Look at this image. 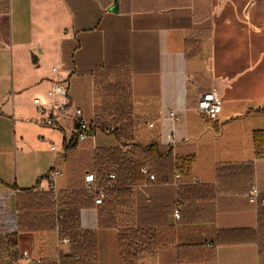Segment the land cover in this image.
I'll return each instance as SVG.
<instances>
[{
    "label": "crops",
    "instance_id": "0c3cea01",
    "mask_svg": "<svg viewBox=\"0 0 264 264\" xmlns=\"http://www.w3.org/2000/svg\"><path fill=\"white\" fill-rule=\"evenodd\" d=\"M63 81L71 109L51 128L34 101L49 104ZM212 92L224 102L216 121L198 110ZM77 108L96 124L95 142L67 150ZM117 118L121 131L110 134ZM128 144L172 149L178 169L134 187L113 227L97 206L80 211L97 264H126L122 239L139 227L156 247L134 264H264L255 241L264 206L248 201L255 185L264 200V0H0V196L9 212L25 190L71 197L96 171L95 152ZM53 171L62 172L54 190ZM188 185L180 220L166 205L160 216L145 207L155 187ZM42 236L20 233L18 254L39 243L50 260L71 254L56 229Z\"/></svg>",
    "mask_w": 264,
    "mask_h": 264
},
{
    "label": "trees",
    "instance_id": "16d2710c",
    "mask_svg": "<svg viewBox=\"0 0 264 264\" xmlns=\"http://www.w3.org/2000/svg\"><path fill=\"white\" fill-rule=\"evenodd\" d=\"M117 119H114L113 125H110L116 127L114 132L108 131L110 126L106 127L110 134H119L121 131L120 120ZM89 125V140H92L94 138L92 131L96 128V124ZM76 141L71 146H65L66 149H75L78 144ZM94 159L96 160V171L92 174L95 175L98 186L106 191L104 203L97 207L100 208L101 213L108 214V218L101 223L110 227L114 225V214L118 209L128 207L132 203L134 187L143 184L149 187L152 184L149 177L142 173L143 168H148L150 174L157 177V182L159 180L168 182V178L171 179L178 169L172 159V149H161L155 146L143 148L134 145V149L129 153L123 152L120 148L95 152ZM181 173H186V171L182 169ZM111 174L116 176L114 181L108 179ZM191 186H180L179 189L155 187L150 192L151 201L148 204L145 203V207L155 206L153 214L160 216V205L163 204L167 206L168 216L171 213L174 215L178 208L181 215V205H185L181 192L182 190L192 191ZM164 190L168 191V195H164L162 201L167 199V203H156L155 194ZM91 206L96 205L94 199L85 192L84 185L82 190L71 197L66 194L56 196L53 191L41 193L34 190L22 191L18 200L17 214L9 212L7 200L0 196V264H19L17 246L20 233H34L39 240H42V233L54 231L57 228L61 229L60 240L66 238L70 240L71 254L68 256L60 254L58 260H47L46 264H97L96 237L82 229L80 224V211ZM156 222L160 223L161 220H156ZM148 230V228L139 227L122 239L126 264H134L139 254L149 251L152 246L156 247L154 239L156 236ZM255 241L260 246L261 255H264V214L259 218ZM42 252L43 245L39 243L37 254L46 258L45 253Z\"/></svg>",
    "mask_w": 264,
    "mask_h": 264
},
{
    "label": "built area",
    "instance_id": "2783aa9c",
    "mask_svg": "<svg viewBox=\"0 0 264 264\" xmlns=\"http://www.w3.org/2000/svg\"><path fill=\"white\" fill-rule=\"evenodd\" d=\"M34 104L37 106L39 111L43 113L46 117L44 121V125L57 128L58 127V120L62 117L68 116V113L71 109V100L69 97V85L66 82H58L54 85L52 91L49 93V104H43L40 99H36ZM224 102L223 100L215 93L212 92L208 95L203 96L198 104V110L200 113L205 114L207 118L211 121H216L220 118V115L223 111ZM169 119L174 123L180 121V117L178 116L176 111H172L169 115ZM73 121L75 124V133H76V140L79 144H83L84 142L90 139L89 132H90V125L84 113L81 109H76L73 116ZM150 127H153V124H150ZM116 127L110 126L108 131L114 132ZM93 142L94 138H92ZM134 149V144H128L123 148V151L126 153L131 152ZM142 173L145 176L149 177V181L152 184L157 183V177L155 175L150 174L148 168H143ZM62 175L61 171H53L49 178L50 187L52 190L55 189L56 179ZM176 180L181 179V175L177 174L175 176ZM110 181H114L116 176L111 174L108 176ZM193 184L198 183L197 179L192 180ZM177 185V184H175ZM136 188H134L135 190ZM84 190L89 197L94 199L96 206H101L105 199H106V191L103 187L98 186L97 179L95 175L88 174L84 180ZM58 196V193H55ZM248 201L250 204L259 207L264 206V200L260 199V191L259 188L255 185L252 186L249 194H248ZM180 210L179 208L176 209L174 213V218L176 220H180ZM60 228H57V233L60 235ZM59 244L64 246L70 245V240L68 238L60 240ZM59 256L56 257L55 260H58ZM47 260L50 259L41 257L37 254V252L33 251H24L21 252L19 255V264H46Z\"/></svg>",
    "mask_w": 264,
    "mask_h": 264
},
{
    "label": "water",
    "instance_id": "95a60500",
    "mask_svg": "<svg viewBox=\"0 0 264 264\" xmlns=\"http://www.w3.org/2000/svg\"><path fill=\"white\" fill-rule=\"evenodd\" d=\"M110 11H112V12H117V8L114 6V7H112V8L110 9Z\"/></svg>",
    "mask_w": 264,
    "mask_h": 264
}]
</instances>
